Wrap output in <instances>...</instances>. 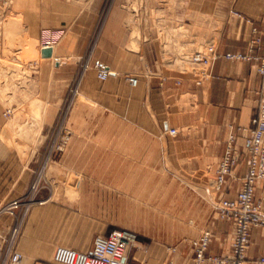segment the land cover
Returning a JSON list of instances; mask_svg holds the SVG:
<instances>
[{"label": "crops", "instance_id": "0c3cea01", "mask_svg": "<svg viewBox=\"0 0 264 264\" xmlns=\"http://www.w3.org/2000/svg\"><path fill=\"white\" fill-rule=\"evenodd\" d=\"M132 1L113 0L101 22L97 12H81L55 48L60 63L44 60L37 66L35 96L46 102L45 119L53 120L63 105L58 86L66 89L77 81L81 97L68 123H41L30 159L38 172H27L17 160L18 172L11 176L8 151L0 155V207L9 204L11 194H24L32 179L41 183L33 194L38 201L20 223L14 247L22 258L14 264H54L56 246L90 251L96 235L114 228L131 234L126 264H192L190 240L204 229L212 234L209 254L230 255L233 224L220 219L212 204L236 196L246 162L226 176L220 189L214 176L232 132L236 148L244 150L246 133L237 128L250 126L256 114L260 75L256 60H230L224 54L247 51L252 27L263 20L264 0H176V9L168 11L169 26L193 20L196 36L202 34L203 18L210 23L206 37L218 57L201 84L194 71L175 66L184 50L175 46H183L184 37L178 42L174 36L180 33L165 27L167 41L161 42L153 28L128 21L135 17L127 9ZM93 59L110 66L113 73L106 80L97 79ZM85 61L90 66L83 70ZM128 74L138 77L137 85L127 82ZM181 94L190 95L205 122L192 125L194 115L181 108ZM180 120L189 121L190 133L180 129L173 137L165 132L179 130ZM51 132L58 133L49 145ZM62 132H68L66 140ZM255 200L264 213L261 180ZM7 215L0 210V221L5 219L0 249L7 243ZM262 255L264 225L253 226L244 264Z\"/></svg>", "mask_w": 264, "mask_h": 264}, {"label": "rangeland", "instance_id": "374dc122", "mask_svg": "<svg viewBox=\"0 0 264 264\" xmlns=\"http://www.w3.org/2000/svg\"><path fill=\"white\" fill-rule=\"evenodd\" d=\"M112 1L0 0V155L3 150L4 152L8 151L11 176H15L18 172L19 163L17 160H21L20 165L26 168L27 172L31 171L30 169L36 170L33 169L34 164L30 162V159L34 151V144L39 137L41 123L47 121L58 125L68 123L70 121V111L75 102L81 97L77 91V81L66 89H64L65 85L58 86V92L64 93L63 105L59 114L53 120L47 117L45 119L43 112L46 102L43 98L35 96L38 89V78L33 77L37 73L38 64L44 60L54 63L55 48L62 41L65 31L76 16L81 12H97L99 22H101ZM176 6V0H133L127 4V9L132 11L135 17L129 18L128 21H135L140 25L153 28L161 42L167 41L163 28L175 29L176 32L180 33L174 36L175 40L179 42L182 37L185 39L184 45L180 42L183 46H175L178 50L182 47L184 49L179 50L180 55L174 61L175 66L198 73L200 67L192 65L189 58L193 52H204L206 47L210 45V39L206 37L207 31L210 29V23L209 20L203 18L201 20L202 34H196V36L193 20L186 19V24L178 23L176 28L172 27L171 24L169 26L168 11L176 9ZM44 28L63 29L61 38L53 47L54 57H52V54L50 57L41 56L38 45L41 31ZM196 30L199 31V28H196ZM139 36L142 37L141 33H139ZM41 86H43L42 83ZM42 88L44 89V86ZM179 97L181 108L191 110L194 115L191 120L193 126L205 122L206 119L201 108L194 107L193 99L190 98L189 94H181ZM90 117L94 120L97 119V115L94 114ZM109 121L115 120L111 119ZM181 122L182 126L179 127V130L182 129L185 134L190 133L189 128L186 127L189 121ZM57 133L51 132V135H48L47 143L49 145L54 144ZM67 135L68 132H62V139L66 140ZM57 148L59 149V146ZM38 171L39 169L36 170V172ZM174 180L177 182L176 178ZM40 184L38 179H32L24 194L14 196L11 194L12 200L25 197L26 204L15 210L16 217L5 210L8 214L7 228H11L16 220L20 224L30 204L38 201L33 194L37 188L39 189ZM34 185L36 189L32 188ZM14 188H16V185ZM214 202L212 205L215 204ZM7 205L0 207V210L4 211ZM5 216L6 214H4V218ZM4 218L0 222H3ZM4 236L9 239L10 231L8 230Z\"/></svg>", "mask_w": 264, "mask_h": 264}, {"label": "built area", "instance_id": "2783aa9c", "mask_svg": "<svg viewBox=\"0 0 264 264\" xmlns=\"http://www.w3.org/2000/svg\"><path fill=\"white\" fill-rule=\"evenodd\" d=\"M234 13L238 16L242 15L237 11ZM62 34V28L42 29L39 50L53 49ZM217 57L218 54L211 44L206 47L204 52L196 51L190 56L189 62L200 67V71L195 72L197 84L209 79L212 63ZM224 57L230 60H256L258 62L257 72L260 75V86L256 91L257 109L250 126L237 128L246 133L243 137L245 146L243 152L236 148L235 133L232 132L227 138L222 158L215 170L214 187L220 189L226 176L232 174L243 160L246 162V172L242 177L241 187L236 196L233 198L220 197L214 204L217 216L231 222L234 227L230 255L213 256L209 254L212 234L210 230L204 229L197 237L190 240V247L193 251L192 264H204L206 261L215 264H244L245 254L250 247L251 227L264 225V213L255 200L256 182L258 180L264 182V17L259 26L252 27L247 51L227 52ZM54 62L60 63V58L54 57ZM88 66V61L83 62V69ZM91 66L100 81L106 80L113 73L110 66L101 59H93ZM126 80L131 86L138 83L136 75L128 74ZM176 84H180V80H176ZM165 132L175 137L180 130L169 127ZM32 188L36 189V186L34 185ZM25 204V197H20L12 200L4 209L16 217L15 210ZM19 229L20 224L16 220L9 228V239L4 237V242L7 243L3 249H0V264H14L21 260V252L14 247ZM130 237L131 234L128 231L114 228L108 234L96 235L90 251H78L58 245L54 249L51 262L54 264H126V251L130 244ZM253 264H264V255L254 260Z\"/></svg>", "mask_w": 264, "mask_h": 264}, {"label": "water", "instance_id": "95a60500", "mask_svg": "<svg viewBox=\"0 0 264 264\" xmlns=\"http://www.w3.org/2000/svg\"><path fill=\"white\" fill-rule=\"evenodd\" d=\"M52 54V49L51 48H45L41 50V56L42 57H50Z\"/></svg>", "mask_w": 264, "mask_h": 264}, {"label": "bare ground", "instance_id": "6f19581e", "mask_svg": "<svg viewBox=\"0 0 264 264\" xmlns=\"http://www.w3.org/2000/svg\"><path fill=\"white\" fill-rule=\"evenodd\" d=\"M159 26H160V25H159ZM52 50H53V49H52ZM185 57H186V56H185ZM185 57H184V58H185Z\"/></svg>", "mask_w": 264, "mask_h": 264}]
</instances>
